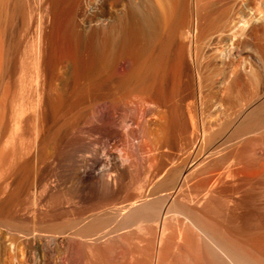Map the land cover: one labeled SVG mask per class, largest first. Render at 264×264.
<instances>
[{"label": "rangeland", "instance_id": "rangeland-1", "mask_svg": "<svg viewBox=\"0 0 264 264\" xmlns=\"http://www.w3.org/2000/svg\"><path fill=\"white\" fill-rule=\"evenodd\" d=\"M46 1L43 13L36 0H10L3 18L0 63V264H148L155 245L153 221H143L135 227H122L123 224L110 212L158 183L148 182L149 179L145 182L144 174L139 173L141 167L146 169L145 161L150 153L145 148L147 142L140 134L142 131L131 102L123 99L116 101L110 94L114 85L111 82L115 83L123 73L124 59L118 61L114 77L107 74L91 80L90 65L99 57L96 55L93 26L86 32L77 26L81 17H89L83 15V0ZM155 31L148 33L149 38L147 36L148 40L143 44L145 47L142 45L144 48L140 47V50L159 48L164 33L161 35ZM153 32L156 34H151ZM235 36H218L216 43L209 45L204 42L200 45L207 55L212 52L213 45L216 46L219 50L215 52L217 62L223 59L225 67L229 66V70H218L216 75L219 77L215 75L217 78L214 76V81H221L222 71L232 77L240 66L247 74L257 70L260 76L254 72L252 79L246 74L245 83L242 80L237 83L240 86L238 89L236 84L230 88L224 87L223 82H215V85H221L223 91H213L210 97V130L213 132L209 130L207 139L204 137L194 152L200 156L209 150L206 159L211 161L207 163L209 168L211 166L209 174L213 175L210 176L213 189L206 201L194 205V216L197 218V212L201 214L195 225L181 220L179 214L177 221L173 219L175 222L170 220L167 223L164 236L158 243L159 262L171 253L175 259L168 264H180L181 260L183 264H218L217 258L225 255L231 259L223 257L221 260L225 261H219V264H235L233 261L264 264V124L257 128V133L246 132L249 126L245 117L249 110L264 101V63L254 61L251 69L243 67L247 59L243 56L249 49L243 46L241 35ZM90 80L96 81L90 85ZM251 89L254 90L251 92ZM102 100L107 103L103 108L97 106V102ZM262 106L253 112H263ZM114 111L115 117L121 120H116V130L121 131V136L111 140L107 147H99L101 162L95 167L94 177L115 178L116 187L109 190L103 182L93 186L78 185L69 171L71 164L76 158H91L89 148L99 146L97 131L110 127L109 116ZM150 118L149 115L147 127L157 123V116L155 120ZM169 123L172 125L171 121ZM88 126L94 127L91 133L83 130ZM168 128L167 134L171 137L174 128ZM170 140L174 142L172 138ZM170 143V146H177ZM174 151L181 154L177 149ZM167 158L166 155L165 162ZM123 164L130 167V173H123ZM220 172L227 174L222 178ZM197 175L194 176L197 180L193 179V182L199 181L200 175ZM159 186L166 189L169 184L163 182ZM194 190L198 192L194 195L199 197L200 190ZM137 191L140 192L137 194ZM206 203L208 207L203 206ZM169 223L173 226H168ZM183 224L188 236L183 232L186 236L183 234L184 237L175 240L172 236L174 232H171H177L179 228L183 230ZM171 226L176 229L171 231ZM109 229L115 231L104 237L99 234ZM215 248L219 249L221 256H217L219 253L215 252ZM210 252L215 253L211 255ZM189 253L192 258L195 255V261L191 257L192 261H188Z\"/></svg>", "mask_w": 264, "mask_h": 264}, {"label": "bare ground", "instance_id": "bare-ground-1", "mask_svg": "<svg viewBox=\"0 0 264 264\" xmlns=\"http://www.w3.org/2000/svg\"><path fill=\"white\" fill-rule=\"evenodd\" d=\"M9 1L10 0H0V63L2 59V48H3L2 47L3 18L4 16H6V12L8 11L7 9H8ZM36 1L38 3L37 6L40 9V11L44 13L47 1L46 0H36ZM82 3H83V7H85L84 10L82 9L84 11L83 15L85 16L88 15L89 17H84L82 15L83 17H81L78 20L77 26H80V28L83 29V31L93 26L92 29L93 32L95 31L94 35H95L96 48H97L96 55L97 58L99 57L91 65L89 64L91 67L89 71L91 70L92 72V75L88 73L91 76L89 78L91 80L92 79L97 80L98 78H100L101 75L104 76L109 74L110 76V74H112L113 76L115 74L114 69L116 68L118 61L124 59L123 73L121 74V76L116 75L118 76V78H116L115 83L114 81L111 82L114 85L113 87H111L112 92L110 94L116 99V101L119 99H121L122 101L123 99L125 100V102L127 100L131 102L130 103L127 101L133 106L132 109H134L135 111V115L137 116L140 124V129H141L140 131H142L140 132V134L142 133L141 136H143V138H145V141L147 142L145 144L148 147L147 146L144 147L147 148L148 152L150 153L145 161L147 162L146 169L145 167L142 168L140 165L141 169L138 167L140 169V172L139 171L138 172L141 175L144 174L143 176L146 179L145 182H147V179H149L148 182L150 181L151 182L153 181V183H156L155 181L158 182L156 183L157 186L152 184L153 186L151 187L152 190L150 189V187H149L150 190L148 191L146 189L145 192L144 190L142 191V189H140L142 192L137 191V194L139 192L140 193L134 199L132 198L133 200L127 202L125 205H123L120 208L114 209L113 211L111 209L110 211L112 212L111 216L116 218V220L118 219L117 221H120L123 224V225L121 224L122 227H130V226L132 227V225L133 227H135V225L138 224L140 225L144 223L143 221L146 222L153 221L152 223H154L155 245H154V251L152 255L149 257L148 264H168L170 262H174L173 260L175 258L173 259L172 254L169 252H167L169 253L168 256L166 255L165 256L166 258L163 261L161 258V261L159 262L158 243L160 242L161 238L164 236L165 226L170 220L171 223L173 219L176 220L178 218L177 216L178 214L182 216L180 217L181 220L183 219V221H188L190 225H192L193 223H194L193 225H195L197 219L200 220L199 219L200 217H198L200 212L199 213L195 212L197 215L196 218V216H194L193 207L195 204H198V202L201 203L206 201L209 192L212 191L213 189V188L211 189L212 185L210 182L211 177L213 175L211 176L209 174L211 173L210 172L211 166L209 168V164H208L211 161L208 162L207 160L209 155L208 153L209 150L208 151L203 150L204 152L201 153L200 156L197 153L199 157L194 154V152L197 151L196 149H198V145L200 144L202 139H204V137L206 138L209 136V130L211 128L210 127L211 113L209 111V107L211 105L210 97L213 96V95L211 96V94H213V91L216 92V90L218 89L221 90L223 89L221 85H219L220 82H223V84H225L224 87L231 88L232 86H236L237 83L241 82V80L243 81V79L247 78L248 76L252 77L253 79L254 77L251 75L252 74L255 75V73L258 74L257 70H254L255 73L252 70L253 72L252 74L250 73L251 71L249 70L250 71L249 73L251 74L249 75L247 74V72H244V69L240 66V69L237 67L238 69L237 70L235 69L236 71L234 70L235 72H233V76L231 75L232 77H229L230 73L222 71L221 81L220 80H219L220 82L214 81L215 80L214 76L216 75V72L218 70L220 71L221 68L222 69L226 68L225 67L226 63L223 61V59L220 60V63L217 62L218 58L215 53L217 51L216 46L213 45L214 48H212L213 50L211 49L212 52L209 53V55H207L203 52V49L200 47V45L201 43L204 42H207L209 45L210 44L212 45L216 43L215 40H217L218 36L219 37L222 36L223 38L224 35V38L225 37L232 38L235 35L237 36L241 35L243 46H246L245 48L248 47L247 49H249L248 50L249 52L246 54L247 57L243 56V58L245 57L247 59L245 61L244 59H242L245 62V64L243 63L242 66L245 65V68L249 67V69H251L250 65L251 64L253 65L254 61L257 62L261 61L262 63H264V0H261V2H257V0H204V1L203 0H83ZM252 8L254 10H252ZM42 16L43 15H41V17ZM38 20L40 23H43V20L40 19ZM74 24L76 25V22ZM183 24H185L186 26H184ZM150 31H155V32L159 31L158 33H160L161 35L162 32L164 33V35L162 36L164 38L160 41L159 43L160 46L158 45L159 48H157L156 50H150L149 48V51L147 48H145V50H140V47L142 48L144 42L148 40L147 36L149 35L148 33H150ZM155 32L151 34L155 35L156 34ZM35 60L37 61L36 58ZM228 68L229 66L226 69L229 70ZM115 70L118 69L116 68ZM246 70L247 69H245V71ZM245 75L247 77L244 78ZM93 81L90 82V85H92ZM86 82L88 83V81ZM215 82L219 84L215 85ZM244 85L248 87V85L246 84ZM82 86L84 87V84ZM87 86H85V88ZM253 86L250 88H253ZM238 87L240 86L237 85L236 89H238ZM233 90L234 89H232V91ZM252 90L254 89H251V92ZM83 91L85 90L83 89ZM224 92L227 93L226 91ZM105 101L102 100L100 102H97L98 103L97 106L98 107L104 106L106 103ZM121 101L119 103H121ZM262 105H264V101L261 100V102H259V104L256 107L255 106L254 107L261 108ZM255 108L249 110L245 115V117H247V126H249V129L246 130V132L253 131L257 133V128H259L261 124H264V111L253 112V110H256ZM116 111L111 113V115L109 116L110 127L104 130L97 131L98 132L97 144L99 146L98 147L93 146V148H89L90 151L89 153H91V158L90 157L76 158L72 162L69 171L72 173V176L78 185L79 184L98 185L97 183L103 182V184H105L106 187L109 188V190L114 188L116 184L115 178L100 177L98 179H95L94 170L96 165L99 162H101L99 147L100 146L107 147L108 143L111 140L121 136L120 133L121 131L118 132V130H116L117 127L116 122H118L116 120H120L118 119L119 117L117 118L115 117ZM149 115L151 116L150 119L154 117L153 118L154 120H155V116H157V123H155L153 127H147L148 124L146 123L148 121L147 118H149ZM170 121L172 125H170L169 123ZM166 126L172 129L174 128L173 135L171 134V137H169V135L167 134L168 127L165 129ZM83 130L87 133H91L94 130V127L88 126ZM211 131L212 130H210V132ZM170 138H172L174 142H172ZM169 141L173 145H177V146L176 147L175 146L173 147L172 145L170 146ZM172 148L174 149L172 150ZM175 149L179 150L181 154L175 152L174 151ZM166 155L167 157H169V159L167 158L169 162L166 160L168 164L164 161ZM198 166L200 167L198 169L199 173L197 172L198 174L197 175L195 171H197L196 169ZM121 170L125 175L126 173L127 174L130 173V167L126 164L122 165ZM220 173L222 174V172ZM226 174H222V178ZM196 175L197 176L200 175L198 177L199 181L193 182L194 180H197L194 178V176ZM214 181H216V179H214ZM163 182L169 184V186L166 189H160L161 187L159 185L163 184ZM143 185H144V181H143ZM197 186L201 193L199 197L197 195H194V193H196L194 192L195 191L194 189L196 188V191L198 190ZM153 188L156 189L153 190ZM99 189L100 188L98 187V190ZM206 205L207 203L203 206ZM171 223H169L168 226ZM171 225L173 226V224ZM184 225L185 224H183L184 231L180 230L182 228H179L177 232L172 231V229L174 228L171 226V231H172L171 233L173 234L174 232V235L172 234L171 235L174 237V239L176 238L177 240H179L178 238L183 236L184 234L183 232H185ZM109 230H104L99 234L104 237V235L107 236L109 235V233L115 231V229H109ZM183 237L181 239H184ZM224 250L226 249L224 248ZM217 251L218 253L220 252L219 249L215 250V252ZM214 253L212 252L211 255ZM218 253H216V255ZM220 253L217 256H221ZM238 255L239 254H237V257ZM188 256H189L188 261L189 260L192 261V259L195 261L196 259L195 255L194 258H192L193 255L191 256V253H189ZM232 256H234V254ZM213 257H215V255ZM216 257L214 258L215 260ZM223 257H226L225 258L226 260L228 258V256L226 255ZM223 257L220 258L218 257L217 259H219V261L221 262L223 261L221 260ZM183 258H185V256H183ZM214 259L213 262L215 261ZM219 261L217 262L216 260V263L219 264L220 263ZM180 262H181L180 264L184 263L183 260H181ZM188 263L189 262H187V264ZM233 263L240 264V262L237 263L235 261H233ZM244 263L245 262H243V264Z\"/></svg>", "mask_w": 264, "mask_h": 264}]
</instances>
